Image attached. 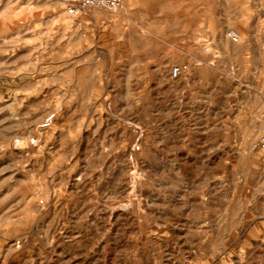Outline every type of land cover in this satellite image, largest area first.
Listing matches in <instances>:
<instances>
[{
	"label": "rangeland",
	"instance_id": "rangeland-1",
	"mask_svg": "<svg viewBox=\"0 0 264 264\" xmlns=\"http://www.w3.org/2000/svg\"><path fill=\"white\" fill-rule=\"evenodd\" d=\"M263 112L264 0H0V264H264Z\"/></svg>",
	"mask_w": 264,
	"mask_h": 264
},
{
	"label": "built area",
	"instance_id": "built-area-1",
	"mask_svg": "<svg viewBox=\"0 0 264 264\" xmlns=\"http://www.w3.org/2000/svg\"><path fill=\"white\" fill-rule=\"evenodd\" d=\"M69 14L76 15L83 9H102L105 11H116L123 7L125 0H61ZM229 35L236 38V34L229 32ZM175 74L179 68H175ZM261 132L258 139L259 147L264 151V112L261 117Z\"/></svg>",
	"mask_w": 264,
	"mask_h": 264
},
{
	"label": "bare ground",
	"instance_id": "bare-ground-1",
	"mask_svg": "<svg viewBox=\"0 0 264 264\" xmlns=\"http://www.w3.org/2000/svg\"><path fill=\"white\" fill-rule=\"evenodd\" d=\"M61 1V0H60ZM62 2V1H61ZM63 3V2H62ZM123 7H124V5H123ZM122 7V8H123ZM122 8H120V9H122ZM67 10V9H66ZM117 11H119V9L118 10H116V11H112V12H117ZM68 12V11H67ZM233 32V31H232ZM233 33H235V32H233ZM236 34V33H235ZM229 35V34H228ZM229 37H231L230 35H229ZM233 40H237L238 39V36H237V34H236V38H233V37H231ZM175 68H177V67H175ZM174 68V69H175ZM179 68V71L175 74V70L172 68V70H171V75H172V77H179L181 74H182V68L181 67H178ZM258 148H259V145H258ZM261 150V149H260Z\"/></svg>",
	"mask_w": 264,
	"mask_h": 264
}]
</instances>
